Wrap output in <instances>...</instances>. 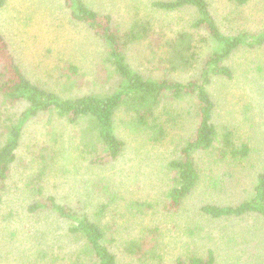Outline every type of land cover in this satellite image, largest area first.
<instances>
[{"label": "trees", "instance_id": "16d2710c", "mask_svg": "<svg viewBox=\"0 0 264 264\" xmlns=\"http://www.w3.org/2000/svg\"><path fill=\"white\" fill-rule=\"evenodd\" d=\"M248 1L228 0L231 7L243 6ZM5 2L0 0V7ZM62 2L68 17L87 27L103 44L104 61L111 62L116 80L107 91L98 93L95 90L72 94L53 89L41 79L26 74L0 32V238H6L11 227L17 231L11 220L16 209L22 210L20 220L25 224L24 229L33 233L27 235L28 247L14 254L16 263L120 264L113 250L121 224L116 219L118 200L123 199L118 197V189H112L103 178L94 179L91 188L102 199L91 208L85 206L88 197L81 201L78 196L79 200L71 203L59 201L44 191L47 171L58 168L55 146L62 128L71 129L75 140L80 138L74 147L81 154L88 152L90 166H109L125 150L119 131L124 128L123 122L132 128L133 134H144L145 141L154 148L165 139L173 141L171 132L181 119V111L176 107L178 103L185 104L195 124L177 156L164 160V168L171 174V185L162 192L161 204L131 200L126 205L135 210L134 218L139 222L145 219L144 212H153L155 208L175 212L202 180L195 153L215 152L218 160L226 157L236 160L249 153L247 142H235L227 124L214 121L216 104L210 89L220 79H232L233 70L227 60L234 51L264 46V27L253 32H223L207 0L149 2L148 8L163 18L186 12L185 22L179 25L158 22L139 6L134 7L132 20L120 25L111 14L93 9L84 0ZM143 42V50L154 70L149 74L134 69L125 53L126 48ZM77 69L76 65L66 63L56 71L74 84ZM120 111L125 112L123 117ZM84 121L95 138L93 142L92 137L87 138L90 142H85L82 132L79 135L75 128L80 122L84 125ZM29 122L40 125L30 130ZM21 147L29 158L26 166L19 155ZM15 166L20 171H14ZM10 179L20 183H9ZM207 180L213 182L211 185L217 182L214 178ZM11 184L15 186L9 188ZM11 190L23 195L16 209L10 207ZM199 211L211 219L257 215L264 221V173L256 174L250 195L239 203H206L199 206ZM39 221L44 222L35 226ZM138 224L140 234L123 240V252L141 264H160V228L155 221ZM52 226L61 229L60 236H65L76 249L68 251L58 243L54 246L47 237ZM214 260L212 250L208 249L203 256L192 252L178 256L174 264H214Z\"/></svg>", "mask_w": 264, "mask_h": 264}, {"label": "rangeland", "instance_id": "374dc122", "mask_svg": "<svg viewBox=\"0 0 264 264\" xmlns=\"http://www.w3.org/2000/svg\"><path fill=\"white\" fill-rule=\"evenodd\" d=\"M84 1L97 11L111 14L120 25H127L132 20L136 6L153 14L158 22L165 21L168 25L183 24L187 17V13L181 11L163 18V15L148 8L151 0ZM207 1L223 32H253L264 27V0H250L240 7H231L228 0ZM0 32L26 74L41 79L53 89H64V92L72 94L95 90L98 93L100 90L107 91L111 82L115 83L113 66L110 61H104L106 53L103 44L87 27L68 17L62 0H6L0 7ZM144 47L145 42L126 48L125 53L134 69L149 74L154 70ZM66 63L78 68L73 78L74 84L56 71ZM227 64L233 70L232 79H220L210 89L216 104L214 121L227 124L235 142H247L249 153L236 160L229 157L218 160L215 152L195 153L202 180L175 212L155 208L153 212H144L145 219L139 222L134 218L135 210L131 211L126 205L131 200L161 204L162 192L171 185V174L164 168V160L177 156L195 124L185 104L178 103L176 107L181 111V119L171 132L173 141L165 139L163 144L154 145V148L145 141L144 134H133L132 128L123 122L124 128L119 131L125 142V150L109 166H90L87 163L88 152L85 150L81 154L74 147L80 143V138L75 140L71 129L62 128L55 146L58 154L55 165L58 168L57 171L54 167L47 171L44 191L55 195L59 201L71 203L79 200L76 199L78 196L82 198L81 201L88 197V205L85 206L91 208L98 199H102L91 188L94 179L103 178L112 189H118V197L123 199L118 200L116 219L121 224L113 250L120 264H141L123 252L122 243L127 237L140 234L138 223L146 225L149 221H155L160 228V264H174L176 257L189 252L203 256L208 249L213 252L214 264H264V221L260 216L211 219L199 211V206L206 203H239L250 195L256 174L264 173V46L240 48L231 54ZM120 112L123 117L125 112ZM37 122H29L30 130L40 125ZM84 123L80 122L75 127L78 134L82 132L85 142L88 137L95 141ZM19 155L26 166L29 158L25 156L23 147ZM16 166L14 171H20ZM208 178H214L217 182L211 185L213 182H208ZM11 182H15V185L20 183L15 179H10ZM15 185L11 184L9 188ZM10 193V207L16 209L23 195L17 190ZM21 216L22 210L16 209L11 221L17 231L10 226L7 237L0 238V264H20L13 256L30 243L27 235L33 232L24 229ZM43 222L34 225H42ZM49 232L47 237L51 238L54 246L58 243L68 251L76 249L65 236H60L61 229L52 226Z\"/></svg>", "mask_w": 264, "mask_h": 264}]
</instances>
